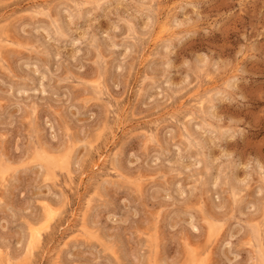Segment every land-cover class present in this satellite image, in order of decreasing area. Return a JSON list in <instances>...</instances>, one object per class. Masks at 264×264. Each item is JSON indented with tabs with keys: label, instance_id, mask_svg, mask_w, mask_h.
<instances>
[{
	"label": "rangeland",
	"instance_id": "rangeland-1",
	"mask_svg": "<svg viewBox=\"0 0 264 264\" xmlns=\"http://www.w3.org/2000/svg\"><path fill=\"white\" fill-rule=\"evenodd\" d=\"M0 171V264H264V0H0Z\"/></svg>",
	"mask_w": 264,
	"mask_h": 264
},
{
	"label": "bare ground",
	"instance_id": "bare-ground-1",
	"mask_svg": "<svg viewBox=\"0 0 264 264\" xmlns=\"http://www.w3.org/2000/svg\"><path fill=\"white\" fill-rule=\"evenodd\" d=\"M163 28V27H162ZM166 29V28H165ZM159 31V30H158ZM159 37V36H158ZM5 44V43H4ZM120 118V117H119ZM58 156V155H57ZM95 166V165H94ZM51 209L46 210L44 218L38 222V226L31 227L28 235L27 253H30L40 241L42 229L48 227L54 216L51 215ZM68 220V219H67ZM68 223V222H67ZM72 230V229H71ZM256 233V232H255ZM29 241L32 242L31 249L29 248ZM43 244V243H42ZM26 248V247H25ZM210 254V253H209ZM264 261V260H263Z\"/></svg>",
	"mask_w": 264,
	"mask_h": 264
},
{
	"label": "snow or ice",
	"instance_id": "snow-or-ice-1",
	"mask_svg": "<svg viewBox=\"0 0 264 264\" xmlns=\"http://www.w3.org/2000/svg\"><path fill=\"white\" fill-rule=\"evenodd\" d=\"M4 175V173L2 172V171H0V176H3ZM51 215H55V213H52ZM31 247H32V242L31 241H29V248L31 249ZM249 264H251V262H249Z\"/></svg>",
	"mask_w": 264,
	"mask_h": 264
}]
</instances>
